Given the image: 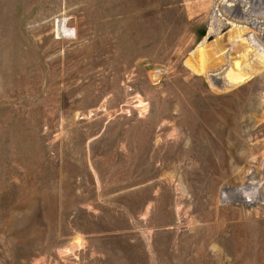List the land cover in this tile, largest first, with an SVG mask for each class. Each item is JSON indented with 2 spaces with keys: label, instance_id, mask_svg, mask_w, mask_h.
Returning <instances> with one entry per match:
<instances>
[{
  "label": "rangeland",
  "instance_id": "1",
  "mask_svg": "<svg viewBox=\"0 0 264 264\" xmlns=\"http://www.w3.org/2000/svg\"><path fill=\"white\" fill-rule=\"evenodd\" d=\"M263 58L264 0H0V264H264Z\"/></svg>",
  "mask_w": 264,
  "mask_h": 264
},
{
  "label": "built area",
  "instance_id": "2",
  "mask_svg": "<svg viewBox=\"0 0 264 264\" xmlns=\"http://www.w3.org/2000/svg\"><path fill=\"white\" fill-rule=\"evenodd\" d=\"M246 203H258L264 205V159L260 161L259 172L249 178L248 191L243 193Z\"/></svg>",
  "mask_w": 264,
  "mask_h": 264
},
{
  "label": "bare ground",
  "instance_id": "3",
  "mask_svg": "<svg viewBox=\"0 0 264 264\" xmlns=\"http://www.w3.org/2000/svg\"><path fill=\"white\" fill-rule=\"evenodd\" d=\"M253 25H255V24H253ZM238 29V28H237ZM245 29V28H244ZM240 30V29H239ZM240 31H243L242 29L240 30ZM239 31V32H240ZM245 32H246V30H245ZM237 33V32H236ZM239 34V33H238ZM237 34V35H238ZM240 36L241 35H243V33L242 34H239ZM238 35V36H239ZM254 41H255V39H254ZM253 44V43H252ZM263 49V48H262ZM199 54H201V56L203 55L202 54V51H199ZM199 54H198V56H199ZM197 55V54H196ZM195 55V56H196ZM200 56V57H201ZM204 56V55H203ZM202 56V57H203ZM264 59V58H263ZM263 61V60H262ZM186 65L189 67V69L192 71V72H194L195 74H198V75H201V74H203V73H206L207 71H206V67H204L203 66V58H200L199 60H198V64H197V66L196 65H193L192 64V62L190 61V62H187L186 63ZM206 68V69H205ZM263 71V70H262ZM204 75H206V74H204ZM208 75V74H207ZM252 77L251 76H238V75H234V74H232V73H229V75H228V80H229V82H230V84L232 85V86H239V85H241V84H244V83H246L247 81H249L250 79H251ZM240 191H242V189L241 190H238V191H236L237 192V195L240 193ZM235 193V192H234ZM233 194V193H232ZM236 194V193H235ZM234 194V195H235Z\"/></svg>",
  "mask_w": 264,
  "mask_h": 264
}]
</instances>
